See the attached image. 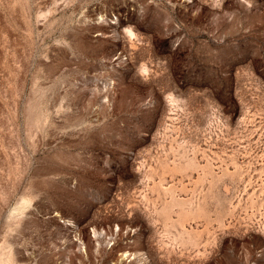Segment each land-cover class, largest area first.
<instances>
[{
  "label": "rangeland",
  "instance_id": "rangeland-1",
  "mask_svg": "<svg viewBox=\"0 0 264 264\" xmlns=\"http://www.w3.org/2000/svg\"><path fill=\"white\" fill-rule=\"evenodd\" d=\"M0 264H264V0H0Z\"/></svg>",
  "mask_w": 264,
  "mask_h": 264
}]
</instances>
